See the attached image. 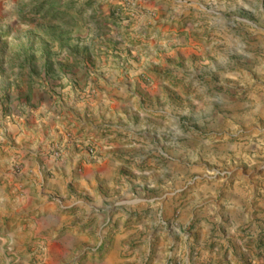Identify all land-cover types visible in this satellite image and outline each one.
Wrapping results in <instances>:
<instances>
[{
    "label": "rangeland",
    "instance_id": "obj_1",
    "mask_svg": "<svg viewBox=\"0 0 264 264\" xmlns=\"http://www.w3.org/2000/svg\"><path fill=\"white\" fill-rule=\"evenodd\" d=\"M169 1L185 11L163 0H0L5 207L26 147L63 179L53 207H28L27 237L0 226V264H182L175 248L187 242L154 238L146 260L145 230L123 240L127 221L105 222L121 207L158 206L212 207L211 223L214 209L236 207L231 236L226 220L209 233L217 256L205 264H264V0ZM132 121L137 137L125 132ZM49 212L60 218L46 226ZM168 212L164 226L177 227Z\"/></svg>",
    "mask_w": 264,
    "mask_h": 264
},
{
    "label": "crops",
    "instance_id": "obj_2",
    "mask_svg": "<svg viewBox=\"0 0 264 264\" xmlns=\"http://www.w3.org/2000/svg\"><path fill=\"white\" fill-rule=\"evenodd\" d=\"M165 4V9L169 8V0H163ZM184 9L177 10L174 8H169V13L173 12L175 15H181L182 12H184ZM176 17V16H175ZM125 90V91H124ZM121 91H124L123 93L126 94V89L121 88ZM130 99L128 97L126 100ZM125 100V101H126ZM59 106V105H57ZM55 107V105H54ZM59 108V107H58ZM126 110H133L135 109L134 103L131 101H128L126 104ZM59 111V110H58ZM132 113V112H131ZM119 116H122V112L118 113ZM12 132L14 136V131L9 130L7 132L8 136L9 133ZM128 137H134V135L137 137L139 133L135 131V124L134 122H129V124L126 126V131ZM1 134V132H0ZM131 134V135H130ZM0 136V141H1ZM133 145H138L136 141H126L123 142L121 147L124 149H129L133 147ZM27 148V147H26ZM24 149L25 154V171L24 175L21 176H13L12 181L8 180L9 186L13 185L14 191H17V188L20 189V192L14 194V201L12 207H5L6 202L9 201L8 196V190L5 187L7 183H3L0 186V226H6L8 225V228L10 229V238L13 239H19L21 237H27L29 235V231L32 229L31 226V219L29 216H27L28 207H33V203H38L39 205L37 207H45L46 210L50 207H53L48 202V196L50 193H53L57 189V185L60 184V181H62V168L55 167L53 164L47 163L46 161L42 160L41 158H37L36 156H33V152L30 149ZM5 156V155H4ZM7 157V156H5ZM61 172V173H60ZM64 172V171H63ZM66 172V171H65ZM80 180V179H79ZM80 182V181H79ZM128 193H130V196L133 195L131 190H128ZM135 197V196H134ZM131 198V197H128ZM133 198V197H132ZM147 207H121V210H119L116 214L111 213L107 214L105 218V222L108 220L115 221L116 219H121V222L127 221L128 227L124 229L121 233H119L120 236H122L123 240L133 239L135 237H139L142 230L146 231V244L145 250H144V258L147 260L148 256L150 255V248H151V240L154 238L158 239V243L163 246L168 243V245H179V239H181L183 242L188 243V248L184 247V249L176 250L175 248V254L177 257H181L182 264H205L206 262L209 263V259L211 257L215 258L217 256V253H208L209 252V245L211 244V240L208 238L209 233L215 229L218 228L220 223H223L222 220H226L227 222L223 223L221 228H224L227 230L225 231V236L227 237L231 236L230 233L233 231H228L226 228L228 223H232L229 220H232L233 217V211L236 209V207H218V209L215 212V221L214 223L209 222L210 217L208 216L213 208L212 207H186L187 211H183L184 209H177L175 210L174 207H150L151 210L148 212V214H145V210ZM170 209V213L175 212V220L173 222L177 225V227H172L171 229H167L165 225L164 219L166 218L167 213L169 214L168 210ZM143 210L144 212H140ZM24 213V215H23ZM200 214V217H203V220H200V227H197V225L193 226L189 231H186L184 228V224L182 221L189 222L190 219L195 218L196 215ZM178 215V216H177ZM4 216H11V220L8 222L9 224L2 225V219ZM184 216V217H183ZM206 217L207 220L204 219ZM60 216L58 214H55L54 212H49L48 214L43 216V220L46 221V226H49L50 223L57 222ZM183 218H186L183 220ZM99 220V219H98ZM179 222L183 224L182 226L178 225ZM126 224V225H127ZM219 229V228H218ZM183 230V231H181ZM187 233V234H186ZM189 236V237H188ZM145 237V234L142 235V238ZM188 237V238H187ZM200 245L201 247H206V250L204 251L202 248L198 254H196V257H191L190 250L194 247H190V245ZM216 245V244H214ZM197 250V248H195ZM161 252V250H160ZM197 252H193L192 254H195ZM211 254V255H209ZM118 259V262L122 261L125 262L127 257H124L120 255V252L117 251L115 254ZM142 254H136L131 255L133 259H136V257L143 256ZM162 255V254H161ZM154 256V255H153ZM163 256V255H162ZM126 259V260H125ZM164 260V259H163ZM153 264H162V262L156 259H153ZM167 261V259H166ZM112 263H114V260H112ZM164 264H173L171 261L164 262Z\"/></svg>",
    "mask_w": 264,
    "mask_h": 264
},
{
    "label": "built area",
    "instance_id": "obj_3",
    "mask_svg": "<svg viewBox=\"0 0 264 264\" xmlns=\"http://www.w3.org/2000/svg\"><path fill=\"white\" fill-rule=\"evenodd\" d=\"M55 155H58V153L55 151V153H54Z\"/></svg>",
    "mask_w": 264,
    "mask_h": 264
}]
</instances>
